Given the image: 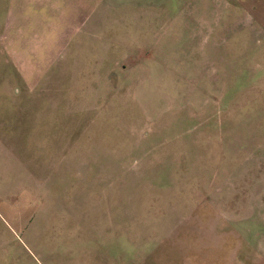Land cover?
Returning a JSON list of instances; mask_svg holds the SVG:
<instances>
[{
	"label": "rangeland",
	"instance_id": "rangeland-1",
	"mask_svg": "<svg viewBox=\"0 0 264 264\" xmlns=\"http://www.w3.org/2000/svg\"><path fill=\"white\" fill-rule=\"evenodd\" d=\"M0 264H264V0H0Z\"/></svg>",
	"mask_w": 264,
	"mask_h": 264
},
{
	"label": "crops",
	"instance_id": "crops-1",
	"mask_svg": "<svg viewBox=\"0 0 264 264\" xmlns=\"http://www.w3.org/2000/svg\"><path fill=\"white\" fill-rule=\"evenodd\" d=\"M68 257H69V259H68V260L71 262L72 256H68Z\"/></svg>",
	"mask_w": 264,
	"mask_h": 264
}]
</instances>
